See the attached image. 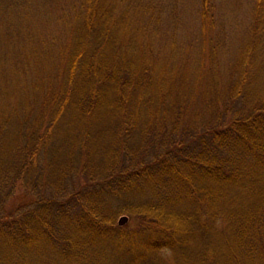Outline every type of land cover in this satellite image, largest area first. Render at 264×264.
Returning a JSON list of instances; mask_svg holds the SVG:
<instances>
[{
    "label": "trees",
    "instance_id": "obj_1",
    "mask_svg": "<svg viewBox=\"0 0 264 264\" xmlns=\"http://www.w3.org/2000/svg\"><path fill=\"white\" fill-rule=\"evenodd\" d=\"M216 22L0 0V264H264V0Z\"/></svg>",
    "mask_w": 264,
    "mask_h": 264
},
{
    "label": "rangeland",
    "instance_id": "obj_2",
    "mask_svg": "<svg viewBox=\"0 0 264 264\" xmlns=\"http://www.w3.org/2000/svg\"><path fill=\"white\" fill-rule=\"evenodd\" d=\"M209 1L211 3L212 11L215 19L222 24L224 29L223 36L225 40V50H226L224 51V56L226 57L227 55L225 53L229 54V52L238 43V40L244 36L245 25L247 24L249 18V9L252 0H209ZM192 17H193V13L191 12V8L188 4L185 11L186 24L188 23L189 25V23L192 22ZM193 19L196 20L195 18ZM220 23L218 24L220 25ZM190 27L192 26H189V28ZM190 30H192V28H190ZM178 33L182 34L183 32L179 31ZM261 61H264V51L263 54L261 55ZM121 214L126 215L125 213H121ZM127 218L123 223L127 221Z\"/></svg>",
    "mask_w": 264,
    "mask_h": 264
},
{
    "label": "water",
    "instance_id": "obj_3",
    "mask_svg": "<svg viewBox=\"0 0 264 264\" xmlns=\"http://www.w3.org/2000/svg\"><path fill=\"white\" fill-rule=\"evenodd\" d=\"M127 216L124 214H121L117 217V224H122L126 220Z\"/></svg>",
    "mask_w": 264,
    "mask_h": 264
}]
</instances>
